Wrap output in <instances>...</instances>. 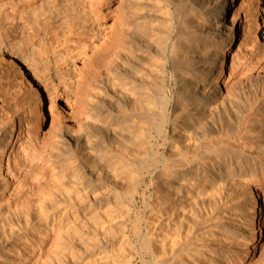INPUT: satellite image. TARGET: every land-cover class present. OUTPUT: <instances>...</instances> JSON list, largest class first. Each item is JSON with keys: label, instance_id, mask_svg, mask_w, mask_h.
<instances>
[{"label": "rangeland", "instance_id": "obj_1", "mask_svg": "<svg viewBox=\"0 0 264 264\" xmlns=\"http://www.w3.org/2000/svg\"><path fill=\"white\" fill-rule=\"evenodd\" d=\"M108 2L109 16L97 13L96 17L91 14L89 0H0V15L16 16L14 22L0 23V44L8 46L5 54L13 55L17 63L16 67L8 61L3 64L9 65L13 76L10 90L18 99L15 109L29 124L28 136L19 135L14 152L10 154L8 149L3 157L2 170L14 168L13 164L17 170L9 176L10 186L0 197L3 263L125 264L132 257V264H151L150 257H142L145 221H156L159 189L169 174L163 169L171 164L166 158L177 151L169 147L171 134H160L155 128V118L162 111L150 100L161 95V56L168 58L171 46L184 34L183 21L193 14L188 3L177 0ZM233 7L239 11L234 25L237 34L230 48L233 64L230 70L225 68L223 88L214 105L215 111L222 109L221 115L212 117L215 111L211 112L200 124L205 130L176 134L184 152L181 157L187 161L208 148L245 155L242 145L257 141L249 126H261L262 99L256 101L254 94L240 93L238 82L257 68L246 66L251 51L261 61L256 64L264 67V0H235ZM129 9L141 19L147 18L156 38L168 36L161 45L164 53L147 48L139 61L134 60L140 70L133 73V79L140 80V107L133 105L132 98L123 101L119 97L122 87L132 94V86L124 84L129 81L125 54L113 60L114 69L110 66L106 71L99 63L109 49L103 45L112 37L115 17L121 19ZM12 24L18 29L11 28ZM88 45L99 50L93 55L89 52V59L81 55L83 46L89 50ZM168 62L171 105L166 113L172 111L180 92L176 87L187 72L180 61ZM95 113L100 115L96 121ZM180 113L175 116L191 120L188 112ZM222 126L228 127L227 135L219 133ZM123 143L129 146L127 151L121 149ZM261 144L248 161L264 154ZM234 178L237 180L230 186L211 183L203 195L183 192L188 208L177 255L187 249L192 255L193 249L201 251L198 259L192 261L191 256L188 264H264V239L245 253L237 230L239 205L249 203L248 189L256 181L244 175ZM48 225L55 230L42 252L23 262L26 247ZM213 230L222 236L216 245L200 243Z\"/></svg>", "mask_w": 264, "mask_h": 264}, {"label": "bare ground", "instance_id": "obj_2", "mask_svg": "<svg viewBox=\"0 0 264 264\" xmlns=\"http://www.w3.org/2000/svg\"><path fill=\"white\" fill-rule=\"evenodd\" d=\"M89 1L91 2L90 11L92 15L97 17V13H102V17L109 16L105 5L108 0H104L105 4L103 5V2L100 3L101 0ZM177 1L188 3L193 15L190 19L183 21L184 34L177 37L176 42L171 46L168 58H165L163 55L161 56L159 63V89L157 88L160 90L161 95L154 96L150 100L154 107H160L162 111L155 118V128L160 134H171L168 143L169 147L177 151L166 158V161L171 160V164L169 167L166 166L163 169V172L168 171L169 174L165 176L162 187L159 189L156 221L154 223L148 219L145 221L146 238L143 242L145 252L142 253V257H150L149 262L151 264H188L191 256L192 261L198 259L197 257L201 251L197 248L192 250L193 255L190 254V249H187L184 254L177 255L178 251L182 248L180 246L184 238L182 235L183 231L181 233L180 228L182 227L181 224L183 223L184 226L186 222L184 217L188 208L184 204L185 197L183 192L189 190L192 193L195 192L198 195H203L204 191L210 188L211 183H221L225 186H230V184L237 180V178H234L236 175H244L249 181H252V179L256 181L248 189L249 203L239 205L238 209L240 215L237 230L238 236L243 240L244 252H248L250 248L255 247L264 239V154L256 161H248L250 154L256 153V150L261 148V143H264V67L257 65L260 60H258L259 58L256 59V55L251 51L248 53L249 56L245 62L246 66L248 64L251 66L252 64V69L257 68L253 70L255 71L254 73L250 72L244 80L240 79V82H238L240 93L249 92V95L254 94V96H257L256 101H259L260 98L262 99L260 112L261 126L258 124L249 126V133L256 136L257 144H248L250 142L243 144V142L242 150L245 151V155H232L223 148H208L203 155L195 156L190 161L185 160V158L182 159L181 156L184 152L182 148L178 147L177 139H175L176 134L179 131H182L184 134H191L193 130H197L198 128L201 130L206 129V126H200V124L207 119L211 112L215 111L214 105L220 96V87L223 88L225 68L230 70L233 64V60L230 59V48L235 39V34H237V29L234 25L239 20V11L233 10L235 0ZM135 5L139 4L135 3ZM15 19L16 16L14 15H7L5 17L4 15H0V23L2 25L14 22ZM146 19H141L132 9L123 13L121 19L115 17V30L112 37L105 40L104 43H106L103 45V48L107 46L109 49L100 58L101 61L99 62L103 63L106 71H108L110 70V66L113 68V60H116L120 54H125L124 58L128 66L129 76L127 78L129 81H125L124 84L125 86H132L130 88L132 94L130 96L126 92V90H129L125 89L127 87H122V89L120 88L121 94L119 97L123 98V101L127 98H132L133 105L137 107L141 106L142 98H140L137 91L140 80L136 81L133 79L134 71L140 72L134 60L139 61L142 51L147 50V48L152 49L154 47L155 50L152 49V51L155 52L161 49V53H164L163 46L161 47V45L168 38L164 34L156 38L152 34L153 29L147 26L148 21ZM12 27H14V30L18 29L15 25ZM123 45L124 50L121 53L120 48ZM90 46L88 45V49ZM7 50L8 46L4 43L0 44V197L10 186L8 182L9 176H13L17 172L15 164H13L14 168L6 166L5 170L1 169L4 163V154L8 149H10V154L14 152L17 137L22 133L28 136L29 131V124L21 120L17 109H15L18 99L16 94L10 90L13 76L11 71H8L9 65L5 66L3 63H5L4 61H8L15 67L17 63L12 58L13 55L5 54ZM91 51H93L91 54L93 55L99 50L93 46L92 49L87 51L83 46L81 55L89 59L91 55L89 56L88 54ZM168 60L172 62L180 61L182 64H185V68L187 69L186 75L182 77L180 84L176 87L180 92L177 93L173 101V109L170 113H166L167 108L171 105V99L167 95L166 68L169 63ZM257 60L258 62H256ZM254 64L256 66H253ZM140 77L143 78V75ZM121 86H123V83ZM221 110L217 108L212 117L221 115ZM12 111L14 112L12 113ZM183 111L188 112V118L191 120L175 116V113H178L177 116H181L180 112ZM143 113L146 114V112ZM92 115L93 118L95 117V121L100 117L99 113ZM138 115L136 119H140ZM93 118L91 119L93 120ZM224 118H226L225 115ZM227 120L230 121V118H227ZM227 128V126H222V131L220 130L219 133L224 132L227 135ZM128 147L125 143L121 145L123 151H127ZM10 154H8V157L6 156L7 164ZM44 221L46 225L49 224L48 219L45 218ZM13 229L8 230V233H11L10 231ZM54 230L53 226H46L41 234L37 238H34L26 247V253H24L22 261H26L33 254H40L44 248V243L50 240L49 234ZM211 233L212 235H209L208 239L202 240L200 243L203 245L205 243H214L216 245V242L222 236L216 230L211 231ZM132 261L133 258L129 257L125 264H132ZM0 264L11 263L0 261ZM15 264L22 263L18 261Z\"/></svg>", "mask_w": 264, "mask_h": 264}]
</instances>
